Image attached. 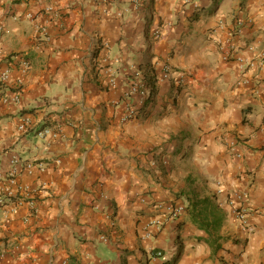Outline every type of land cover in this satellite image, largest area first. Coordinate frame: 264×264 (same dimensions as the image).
Masks as SVG:
<instances>
[{
	"label": "crops",
	"instance_id": "crops-1",
	"mask_svg": "<svg viewBox=\"0 0 264 264\" xmlns=\"http://www.w3.org/2000/svg\"><path fill=\"white\" fill-rule=\"evenodd\" d=\"M6 67L0 190L32 162L34 209L0 206V264H264V0H0Z\"/></svg>",
	"mask_w": 264,
	"mask_h": 264
},
{
	"label": "built area",
	"instance_id": "built-area-1",
	"mask_svg": "<svg viewBox=\"0 0 264 264\" xmlns=\"http://www.w3.org/2000/svg\"><path fill=\"white\" fill-rule=\"evenodd\" d=\"M129 2L133 5L135 9L143 8V0H129ZM46 10L50 11L51 7L46 8ZM239 25H240V22H239ZM238 29H239L238 27L235 28L234 32L238 31ZM219 51L224 61H228L233 56H235L234 47L230 42H226V44H224L223 46L219 44ZM235 60L241 65L243 64L246 65L247 63V60L241 57H235ZM27 69H28V63L26 61H22L21 70H20L21 76L16 79L17 85H20L22 83V76L26 73ZM169 70L170 68L168 67V65L164 64L162 66V76L161 77L165 79L169 74ZM9 74H10V70L8 67L0 69V82L1 83L6 82V80L9 77ZM181 77L182 76H180V78ZM107 79L111 87H116L115 76H114L113 71L110 69H108ZM127 93L131 97L133 96L136 97V101L140 105H143L145 102H147L150 97L149 87L146 85V80L144 79L131 83L129 85ZM11 99L14 101H17L18 95L15 93L14 95L11 96ZM134 115H135V109L132 107H129L127 108V111L125 112V114L122 116L121 120L122 121L129 120L133 118ZM27 125H28V121L27 119H25L21 124L18 125L17 128L20 131H25V128ZM49 131H50L49 128H42L36 133V135L38 137H44L49 133ZM163 163L165 164L166 162H163ZM19 165H22L24 167L26 174L31 175L33 173L34 164L32 162H24L20 164L18 159L11 158L10 166L6 174L7 184L0 190V206L8 204L7 211H5L6 214L9 211L16 209L18 206L22 204L28 205V207L32 210L34 209V203L32 202L31 199H29L33 191L27 185H19V184L16 185V177H17ZM36 165L39 171L44 170V165L41 162L37 163ZM12 186H15L16 190L13 191V189H11ZM219 192L220 190L218 189L217 193ZM241 197H242L241 194L234 192L231 196H227L224 199V203H226L228 206L232 208V212L235 214L236 218L240 221L241 224L244 225L246 223L244 219V215L246 213V207L241 202ZM165 210L169 216L174 217L181 212L182 207L180 206L174 207L172 205H168L166 206ZM154 223L157 226L158 222L155 221ZM148 236H149V233L147 232L145 234V237H148ZM160 256H162V252L155 251L151 254V260L155 261Z\"/></svg>",
	"mask_w": 264,
	"mask_h": 264
},
{
	"label": "trees",
	"instance_id": "trees-1",
	"mask_svg": "<svg viewBox=\"0 0 264 264\" xmlns=\"http://www.w3.org/2000/svg\"><path fill=\"white\" fill-rule=\"evenodd\" d=\"M154 82L155 80H152V78H148L146 80V85L149 87V92H150V97L152 98V95H153V91H154ZM149 97V99H150Z\"/></svg>",
	"mask_w": 264,
	"mask_h": 264
}]
</instances>
